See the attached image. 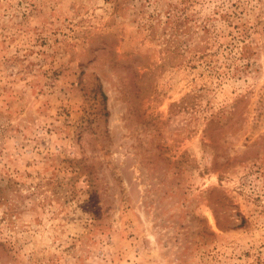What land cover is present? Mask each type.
I'll list each match as a JSON object with an SVG mask.
<instances>
[{
    "label": "rangeland",
    "instance_id": "rangeland-1",
    "mask_svg": "<svg viewBox=\"0 0 264 264\" xmlns=\"http://www.w3.org/2000/svg\"><path fill=\"white\" fill-rule=\"evenodd\" d=\"M0 264H264V0H0Z\"/></svg>",
    "mask_w": 264,
    "mask_h": 264
}]
</instances>
